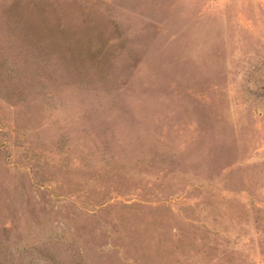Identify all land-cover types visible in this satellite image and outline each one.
I'll use <instances>...</instances> for the list:
<instances>
[{
    "label": "rangeland",
    "instance_id": "374dc122",
    "mask_svg": "<svg viewBox=\"0 0 264 264\" xmlns=\"http://www.w3.org/2000/svg\"><path fill=\"white\" fill-rule=\"evenodd\" d=\"M0 264H264V0H0Z\"/></svg>",
    "mask_w": 264,
    "mask_h": 264
}]
</instances>
